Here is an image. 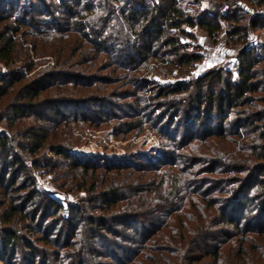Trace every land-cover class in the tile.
<instances>
[{"label":"trees","instance_id":"obj_1","mask_svg":"<svg viewBox=\"0 0 264 264\" xmlns=\"http://www.w3.org/2000/svg\"><path fill=\"white\" fill-rule=\"evenodd\" d=\"M14 1L0 0V61L8 65L21 60L18 40L27 35L26 30L22 31L23 28L35 27L39 35H44L46 28H57L54 40L62 42V47L58 50L60 53L57 54L56 51L53 53L56 58L53 68L37 74L34 80L22 86L16 93V102L12 106L15 118L30 115L27 112L34 109L42 92L48 87L56 86L59 95H83V89L93 84L88 82L86 74H81V72L93 71L95 60L99 58V55L104 54L102 67H114V70L115 68L123 69V78L128 79L127 84L130 83L135 87L133 97L142 93L140 95L143 96L136 98L137 102L154 101L155 99L161 101L157 109L165 108L166 110L163 116L157 117L156 124L166 123L165 125L169 127L175 123L179 125L171 136V141L178 150L195 152L196 148L192 144L195 140H200L201 144L213 148L215 144L212 140H207L208 137H216L223 143L234 142L231 137L243 140L237 146L238 152L231 154L229 149L222 152L218 146L220 149H213L204 161L211 163L207 168V171L211 173L220 171L227 173L231 170L235 173L247 171L248 177L239 190L234 191V194L240 195V190L245 192L254 185L261 191L256 198L258 202L255 205L247 195L233 197L224 205L219 201H210L207 204L210 209L209 219H204L197 228L193 226L188 228L191 236L189 243L192 244L193 249V254L189 255V264L199 263L206 256H210L215 262L225 261L222 247L228 244L233 235L222 232L227 242H220V246L215 245L206 250L197 246L204 237L215 239L216 237L208 232L221 224L233 226L237 233L254 232L264 235V42L253 43L252 41L254 33L264 31L263 19H250L248 13L238 7V0H207V8L201 11L193 10V12L182 5L181 2L186 0H159L157 5L153 3V0H57V4L53 7L57 15L52 14L51 8L37 6L30 10L20 7L15 15L16 2ZM243 1L254 7H264V0ZM194 3L199 2L196 0ZM36 13L40 16L35 17ZM29 17L31 21L28 20ZM192 27H198L203 32L207 44L214 43L224 33L227 45L232 48L238 59L236 70L232 71L223 66L215 67L198 76L194 81L169 84L158 88L151 96H146L145 94L152 87L146 78L151 65L154 68L168 65L172 70L179 71L182 68L189 71L190 68L198 65L202 59L200 46L198 45L194 52H186L189 46L182 43L184 38L192 37L187 30ZM30 48L33 55H36V45H31ZM65 51H67L66 54H64ZM75 57H77L75 65L84 67L77 69L79 74L72 72L70 68L74 66ZM27 66L28 71H31L32 62ZM6 77L8 79H5ZM59 77H70V80L56 83L55 80ZM89 77L90 80L93 79L91 75ZM24 78L25 75L18 71H12L11 74L0 78V101L9 95L11 88ZM71 81L74 87L62 88ZM215 84L218 89L214 86ZM191 87L196 88L197 94L186 103L187 97L182 96V99L180 97L191 91ZM62 101L63 99L53 100L52 109L58 111V103ZM168 115L170 117L167 120ZM230 116L233 117L230 118ZM214 119L218 120L217 127L213 124ZM228 121L230 122L229 127L225 126ZM183 123L187 125V131L181 135L180 143L177 144L176 139L181 134L179 129ZM197 125H205L200 130L205 132L203 138H200L194 131ZM40 133L33 131L30 134L32 141L36 142L33 148L35 153L40 151L46 140L47 135L43 136ZM10 139L9 135L0 134V159L5 161L11 156ZM49 150L71 166L72 172L69 177L79 179L80 184L77 187L89 195L88 202L94 205L92 210L100 209L108 213L107 218H103L101 215H89L90 208L88 207H74V210L69 212L71 214L64 216L66 222L70 219L72 221L71 239L73 241L70 242L72 246L77 244L75 242L77 231L85 222L88 223L94 241H97L100 236L119 237L121 234L110 227V223L125 225L129 230L133 228L131 223L134 221L140 223V219L154 225L152 217L158 216L157 214L161 213L165 206L174 203L170 200V196L197 193L194 188L195 182L191 178L192 172L187 171L191 167L182 168L183 164L189 162L195 164L197 160L192 162L186 154H176L174 156L176 162L170 165L161 162V166L170 167L157 183L156 177L134 174L140 170L146 173L145 169L139 168L140 165L137 167L108 162L105 164L80 162L71 159L62 146L51 145ZM227 161L232 167L225 170L222 167ZM6 163L9 169L13 166L16 169L18 166L19 173L25 170L17 158L12 160V164ZM132 168L136 171L128 170ZM220 168L221 170H218ZM146 177L148 179H144ZM166 182L167 189L162 191ZM168 189L169 191L165 194ZM161 193L165 196H158ZM190 200L193 199L190 198ZM49 203L52 208H56V211L62 208L55 200L49 199ZM191 205H195L194 201ZM14 210L17 214L29 217L25 208ZM246 214L249 215L247 229L241 225L242 221L247 219ZM255 216L258 218V228L252 230L251 223ZM11 217H14V214L10 216V220ZM183 218L184 216H181V221ZM31 219L34 222L37 220L36 216ZM169 224L167 222L165 226ZM140 230L139 227L136 228L135 235H138ZM148 233L150 237L147 241L151 239L150 242H153L152 237L156 231L150 228L147 230ZM18 237L14 231H8L2 238L0 263L39 264L36 262L37 258L44 252L38 251L28 241L23 245L28 253H25V256L23 254L24 257L21 258L26 261L15 262L16 260H13L18 253L15 248ZM111 242L117 245L115 240ZM245 242L250 243L249 240ZM9 247L12 248L10 253H8ZM116 249L119 251L121 247L116 246ZM254 249L260 252L264 248L260 245ZM123 250L124 253L127 252L126 249ZM9 255H12L10 262L7 261ZM81 259L79 262H83ZM45 261L47 259L40 264H47ZM241 262L248 264L245 259ZM229 264H237V262L232 261Z\"/></svg>","mask_w":264,"mask_h":264},{"label":"rangeland","instance_id":"obj_2","mask_svg":"<svg viewBox=\"0 0 264 264\" xmlns=\"http://www.w3.org/2000/svg\"><path fill=\"white\" fill-rule=\"evenodd\" d=\"M197 1L198 4L194 3L196 0H186L181 3L191 9V12L207 8V0ZM14 2H16L15 15L20 7L30 10L35 6L39 8L46 7V9L51 8L52 14L57 15L53 8L57 4V0H15ZM39 16V13L35 14V17ZM28 20L31 21V18L29 17ZM56 29L46 28L45 34L39 35L35 27L23 28L22 31L26 30L27 35L20 37L18 40L21 60L8 65L0 61V78L11 74L12 71H18L25 75L20 83L11 88V93L0 101V134H7L11 138L9 141L11 156L6 161L0 159V243L8 231H14L19 236V240L15 244L18 252L16 258H13V260H16L15 262L26 261L21 260V258L23 254L25 256V253H28L23 248L24 242L28 241L38 251L44 252L43 255L37 258L36 262H39V264L44 259H47L45 261L47 264H136L137 262L139 264H189V255L193 254V249L192 244L189 243L191 236L188 233V228L192 226L197 228L204 219H209L210 209L207 204L210 201H219L224 205L226 201L229 202L233 197L247 195L255 205L258 202L256 198H258L261 191L254 185L250 186L245 192L240 190V195L234 194V191H238L246 177H248L247 171L235 173L231 170L227 173L223 171L211 173L207 171L211 163L208 164L204 161L213 149L221 148L220 151L222 150V152L229 149L231 154L238 152L237 146L243 140L231 137L235 143H223L221 140H217L216 137H208L207 140H212L215 144L213 148L201 144L200 140H195L192 142L196 148L195 152L178 150L173 145L171 136L174 130L179 128V125L175 123L172 127H169L165 125L166 123L156 124L158 122L157 117L163 116L164 110H166L165 108L157 109L161 101L155 99L154 101L137 102L136 98L143 96L140 95L142 93H139L137 97H133L135 87L130 83L127 84L128 79L123 78V69L115 68L114 70V67H102L104 54L99 55V58L95 60L93 71L81 72V74H86L88 82L93 84V86L83 89V95H59L56 86L48 87L42 92L34 109L27 112L30 115L19 119L18 117L15 118L12 106L16 102V93L22 86L34 80L37 74L53 68L56 60L53 53L54 51L57 54L60 53L58 50L62 47V42L54 40ZM187 30L192 37H186L182 40L183 44L189 46L186 52L196 51L198 45L201 48L200 51L205 47L210 48L217 41L207 44L203 32L198 27L187 28ZM67 36H70V34H67ZM221 37L225 38L224 33L219 36V38ZM252 41L253 43L264 42V31L254 33ZM31 45H36V55H33V52L30 51ZM226 54L225 59H217V61L212 62L210 69L223 66L235 71L238 59L229 45H227ZM75 58L73 61L74 66L72 65L70 68L72 72L79 74L77 69L84 67L75 65L77 57ZM31 62L33 67L31 71H28L27 64ZM200 62L194 68H190L189 71H186L185 68L180 71L177 69L172 70L168 65L156 68L151 65L146 78L152 87L145 95L151 96L158 88L179 81L185 83H189L191 80L194 81L200 74L205 73L202 72ZM70 68L65 69L69 70ZM89 75L95 81L90 80ZM69 78L59 77L55 82L69 81ZM188 78L190 79L186 82ZM5 79H8V77ZM66 86L74 87V84L71 81L63 85L62 88ZM214 86L218 89L216 84ZM190 90L180 97V99L183 98L182 96L187 97L186 103L190 102L192 97L197 94L196 88L191 87ZM205 93L207 94V91ZM58 99H63V101L58 103L59 109L55 111L52 109V101ZM139 103L140 105H138ZM168 117L170 115L167 116V120ZM232 117L230 116V118ZM213 124L217 127L218 120L214 119ZM229 124L228 121L225 126L229 127ZM204 126L197 125L194 129L200 138L205 136V132L200 131ZM186 129L187 125L183 123L179 129L181 134L176 139L177 144L180 143L181 135L187 131ZM33 131L41 132L40 134L43 136L47 135L43 147L37 153L33 151L36 142L32 141L30 136ZM51 145L55 147L62 146L71 159L80 162L102 164L108 162L111 164L135 165L137 167L140 165L139 168L145 169L146 173L141 170L138 172L134 168L128 170L136 171L134 174L137 176L146 174L147 177H156L157 183L163 173L170 167L167 165L161 166V162L170 165L176 162V158H174L176 154H186L192 162L197 160L195 164L189 162L182 165L184 169L187 166L191 167L187 171L192 172L191 178L195 182L194 188L197 193L186 196L184 194L170 196V200L174 203L165 206L161 213L157 214L158 216L152 217L155 222L154 225H150L149 221L145 222L140 219V223L135 221L131 223L133 228L129 230L125 225L110 223V227L121 234L119 237L100 236L97 241H94L88 223L85 222V224L80 225L77 231L75 237L77 244L72 246L70 243L73 241L71 239L72 221L70 219L66 222L64 216H68V213L72 212L74 207H88L90 208L89 215H101L103 218H107L108 213L100 209L92 210L94 205L88 202L89 195L77 187L80 184L78 183L80 182L79 179L75 180L69 177L72 172L71 166L63 158L51 153L49 150ZM15 158L24 167L23 172L19 173L18 166L16 169H14V166L9 169L6 162L12 164V160ZM228 167L230 168L232 165L227 161L222 168L226 170ZM218 170H221V168ZM147 177L144 179H148ZM240 179L241 181H238ZM165 188L167 189V182L162 191ZM168 191L169 189L165 194ZM161 195L162 193L158 196ZM190 198L193 199L195 205H191ZM49 199L60 203L62 208L56 211V208L54 209L50 205ZM15 208H25V212L29 217L26 218L24 215L17 214ZM13 214L14 217H11L10 220V216ZM35 216L37 220L34 222L31 218ZM181 216H184L182 221ZM246 216L247 219L241 223L245 229L249 226L247 222L249 215L246 214ZM259 220L262 221L260 217ZM257 221V216L253 217L252 230L258 228ZM167 222L170 224L165 226ZM138 227L141 229L140 233L135 235L134 230ZM150 228L154 232L156 231L152 237L153 242H150L151 239L147 241V238L150 237L147 230H150ZM222 232L233 235L228 244L222 247V251L225 253L223 255L225 261L223 262L226 263L215 262L210 256H206L202 261L194 264H229L232 261L243 264L241 261H244V259L248 264H264V249L260 252L254 249L260 245L264 248V235H258L254 232L237 233L230 225L221 224L211 229L208 233L213 234L216 238L204 237L198 242L197 246H201L205 250L215 245L220 246V242H227L224 239L226 236L222 235ZM208 233L205 234L209 235ZM114 240L117 245L111 242ZM245 240H249L250 243L245 242ZM116 246L121 247V249L117 251ZM8 249V253H10L12 248L9 247ZM123 249H126L127 252L124 253ZM11 256L7 257L8 262L11 261ZM80 258L83 262H79Z\"/></svg>","mask_w":264,"mask_h":264},{"label":"built area","instance_id":"obj_3","mask_svg":"<svg viewBox=\"0 0 264 264\" xmlns=\"http://www.w3.org/2000/svg\"><path fill=\"white\" fill-rule=\"evenodd\" d=\"M159 0H153V3L155 5L159 4ZM238 7L245 10L249 18H260L264 20V7H254L251 5H248L243 0L237 1ZM227 43L225 41V38H219L215 42V44L210 48H203V50L200 51L202 60L200 62V66H202V72H206L210 69V65L212 62L217 61V59H225L227 54ZM201 75V74H200ZM188 78L186 82L189 80Z\"/></svg>","mask_w":264,"mask_h":264}]
</instances>
